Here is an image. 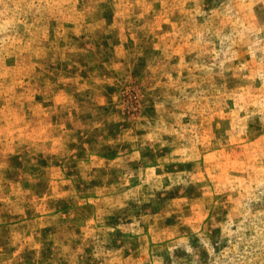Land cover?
I'll return each mask as SVG.
<instances>
[{
  "label": "rangeland",
  "instance_id": "1",
  "mask_svg": "<svg viewBox=\"0 0 264 264\" xmlns=\"http://www.w3.org/2000/svg\"><path fill=\"white\" fill-rule=\"evenodd\" d=\"M0 264H264V0H0Z\"/></svg>",
  "mask_w": 264,
  "mask_h": 264
}]
</instances>
